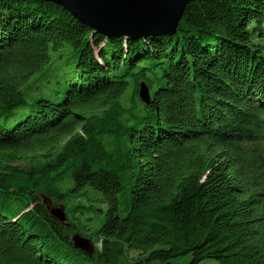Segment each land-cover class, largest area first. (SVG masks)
Listing matches in <instances>:
<instances>
[{
  "label": "trees",
  "instance_id": "16d2710c",
  "mask_svg": "<svg viewBox=\"0 0 264 264\" xmlns=\"http://www.w3.org/2000/svg\"><path fill=\"white\" fill-rule=\"evenodd\" d=\"M68 201L103 218L73 222ZM187 254L264 264V0H194L143 38L0 0V264Z\"/></svg>",
  "mask_w": 264,
  "mask_h": 264
},
{
  "label": "water",
  "instance_id": "95a60500",
  "mask_svg": "<svg viewBox=\"0 0 264 264\" xmlns=\"http://www.w3.org/2000/svg\"><path fill=\"white\" fill-rule=\"evenodd\" d=\"M53 2L66 9L93 33L105 38L117 36L143 38L149 35H174L188 3L194 0H43ZM138 97L149 104L150 94L144 83H140ZM46 202V201H45ZM50 215L58 222L65 216L58 207L47 203ZM74 245L88 253L93 249L89 240L75 235Z\"/></svg>",
  "mask_w": 264,
  "mask_h": 264
},
{
  "label": "rangeland",
  "instance_id": "374dc122",
  "mask_svg": "<svg viewBox=\"0 0 264 264\" xmlns=\"http://www.w3.org/2000/svg\"><path fill=\"white\" fill-rule=\"evenodd\" d=\"M88 189V188H87ZM91 189H88V191H90ZM90 193L94 196V194H97L100 196L99 192H95L94 190H91ZM85 202H87V200L84 199ZM74 204H76V201H68L66 203V214L68 216V218L73 221L76 222L80 219H85L87 224L90 225H94L95 224V220L97 223V220H100L103 218V213H100L99 211H94V212H84V213H76L73 214L71 213V208L74 206ZM91 204V203H90ZM104 209V208H103ZM95 219V220H94ZM190 260V255H184L178 258H175L171 261H169V264H187V262ZM201 264H217L215 260L213 259H206L204 260Z\"/></svg>",
  "mask_w": 264,
  "mask_h": 264
}]
</instances>
